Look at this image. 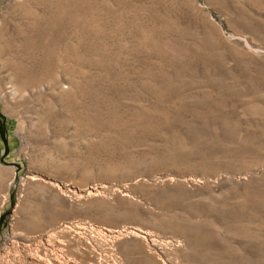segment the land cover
Instances as JSON below:
<instances>
[{"label":"rangeland","instance_id":"rangeland-1","mask_svg":"<svg viewBox=\"0 0 264 264\" xmlns=\"http://www.w3.org/2000/svg\"><path fill=\"white\" fill-rule=\"evenodd\" d=\"M29 20L80 70L0 62V264H264V0H0Z\"/></svg>","mask_w":264,"mask_h":264},{"label":"bare ground","instance_id":"bare-ground-1","mask_svg":"<svg viewBox=\"0 0 264 264\" xmlns=\"http://www.w3.org/2000/svg\"><path fill=\"white\" fill-rule=\"evenodd\" d=\"M27 14L30 16L29 11ZM58 31L59 28L57 23L44 24L34 20H29L25 24L22 23L20 26H16L15 24L14 26L5 25L4 28L2 27L0 29V62L1 64L9 63L8 66L12 71L11 74L16 76L23 90L41 88L43 85L47 84L59 91L64 90L67 84L70 87L78 86L77 80L73 77L71 79L65 73L71 70L73 72L74 70L78 72L80 70L79 62L76 60L75 56L70 57L68 60L69 57L64 56L65 53L62 55L57 51L61 39V35ZM5 34L8 36L5 37ZM13 49H15L16 52H14ZM24 56H27L30 62L33 56L34 64L31 73H25L23 71L24 67L30 68V65L26 61L27 58ZM62 64H67V67ZM3 65H1V67H5ZM58 68H62L63 70L61 75H58V73L57 75L55 74Z\"/></svg>","mask_w":264,"mask_h":264},{"label":"crops","instance_id":"crops-1","mask_svg":"<svg viewBox=\"0 0 264 264\" xmlns=\"http://www.w3.org/2000/svg\"><path fill=\"white\" fill-rule=\"evenodd\" d=\"M6 160V159H5ZM14 160H6V163L8 164V166H9V170H10V172L12 171H14V172H16L17 173V167L14 165ZM15 173V174H16ZM39 188L40 189V187H41V185L40 184H36V185H32V186H30V188ZM31 190V189H30ZM26 195H48V193L47 194H45V193H42L41 191H38V192H28ZM51 195H59L57 192H52L51 193Z\"/></svg>","mask_w":264,"mask_h":264},{"label":"flooded vegetation","instance_id":"flooded-vegetation-1","mask_svg":"<svg viewBox=\"0 0 264 264\" xmlns=\"http://www.w3.org/2000/svg\"><path fill=\"white\" fill-rule=\"evenodd\" d=\"M3 125H4V124L0 125V135H1V137L3 138V140H4V145H5V147H7V143H6V140H5V138H4V130H3V128H2Z\"/></svg>","mask_w":264,"mask_h":264},{"label":"water","instance_id":"water-1","mask_svg":"<svg viewBox=\"0 0 264 264\" xmlns=\"http://www.w3.org/2000/svg\"><path fill=\"white\" fill-rule=\"evenodd\" d=\"M1 160L4 161V158L2 157Z\"/></svg>","mask_w":264,"mask_h":264}]
</instances>
